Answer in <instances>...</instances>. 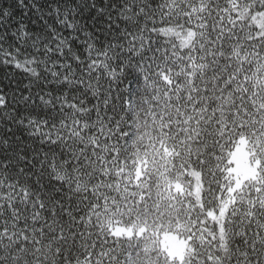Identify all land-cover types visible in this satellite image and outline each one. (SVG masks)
<instances>
[{
  "label": "snow or ice",
  "instance_id": "obj_1",
  "mask_svg": "<svg viewBox=\"0 0 264 264\" xmlns=\"http://www.w3.org/2000/svg\"><path fill=\"white\" fill-rule=\"evenodd\" d=\"M0 264H264V0H0Z\"/></svg>",
  "mask_w": 264,
  "mask_h": 264
}]
</instances>
